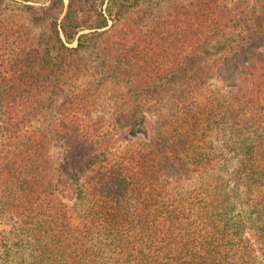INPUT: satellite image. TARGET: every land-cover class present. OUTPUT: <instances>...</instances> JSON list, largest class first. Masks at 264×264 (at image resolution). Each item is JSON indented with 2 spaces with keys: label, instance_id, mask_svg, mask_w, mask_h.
Returning <instances> with one entry per match:
<instances>
[{
  "label": "trees",
  "instance_id": "16d2710c",
  "mask_svg": "<svg viewBox=\"0 0 264 264\" xmlns=\"http://www.w3.org/2000/svg\"><path fill=\"white\" fill-rule=\"evenodd\" d=\"M29 1L0 0V264H264V0Z\"/></svg>",
  "mask_w": 264,
  "mask_h": 264
},
{
  "label": "rangeland",
  "instance_id": "374dc122",
  "mask_svg": "<svg viewBox=\"0 0 264 264\" xmlns=\"http://www.w3.org/2000/svg\"><path fill=\"white\" fill-rule=\"evenodd\" d=\"M45 1L46 0H40L38 2H30V1L29 2L30 3H34L35 5H38V6H42V5H44ZM172 1L173 0H171L169 4L163 5V8L166 7L167 5H171ZM23 2H25V1H23ZM21 9L22 8H21L20 5L10 4L8 9L4 11V14L8 15L10 17H13V18H15L17 20L23 21L26 24H28L29 26H31L34 29V31H38L39 30V26L32 21V18L30 17V14L27 13V12H23ZM153 123L156 125V124L159 123V120L156 117H154L153 118ZM141 139L143 140V136L142 135L137 137L135 139V141H138V140H141Z\"/></svg>",
  "mask_w": 264,
  "mask_h": 264
}]
</instances>
